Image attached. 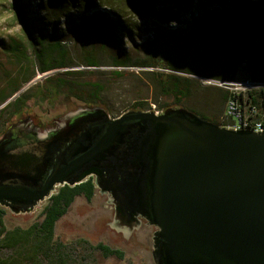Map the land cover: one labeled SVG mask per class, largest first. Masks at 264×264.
<instances>
[{
	"label": "water",
	"instance_id": "95a60500",
	"mask_svg": "<svg viewBox=\"0 0 264 264\" xmlns=\"http://www.w3.org/2000/svg\"><path fill=\"white\" fill-rule=\"evenodd\" d=\"M65 104L47 123L21 110L0 134L6 215L29 222L63 186L92 179L93 204L77 196L56 227L79 219L93 242L152 264H264V129L227 127L185 105L112 116L103 102L67 95Z\"/></svg>",
	"mask_w": 264,
	"mask_h": 264
},
{
	"label": "rangeland",
	"instance_id": "374dc122",
	"mask_svg": "<svg viewBox=\"0 0 264 264\" xmlns=\"http://www.w3.org/2000/svg\"><path fill=\"white\" fill-rule=\"evenodd\" d=\"M16 1L0 0V101L14 87L21 85L7 103L13 102L23 92L29 91L28 88L36 83H39L40 87H46L44 82L47 79L46 76L40 75L36 67L33 78L28 82L20 83V75L31 73L33 68L28 62L20 64L19 53L14 52L12 48H20L30 60H34V57L33 49L29 46V36L18 18ZM158 1L160 8L155 7L157 10L162 11L161 7L166 4L173 7V11L161 12L160 17L165 23L174 24L176 27L180 21L172 17L186 16L189 10L195 11L194 15L197 17L186 20L188 25L191 23L187 27L186 22H181L179 25H185V27L160 32L158 40L152 42L150 36L153 32H148L146 29L148 25L140 19L139 13L134 11L127 0H118L114 2L113 7H109L110 11L116 14L118 12L123 17L126 27L123 32L114 27L103 26L86 31L84 20L78 17L79 11L73 10L78 16L74 14L73 19H70L71 15L69 17L62 15L63 11L59 7L61 3L58 0L55 1L56 3L53 1L45 3L48 12L40 11L38 2L30 0V11L27 14L37 41L41 42L45 36H50L47 37V42L55 44L56 41H60L66 46L64 49L66 59L63 60L67 63L64 67L46 71L51 72L47 76L99 83L103 103L109 108L112 116H118L134 108L137 102H148L151 109L153 105H156V109H163L160 105L165 107L174 105L175 90L163 87L159 81V75L154 72L162 73L163 84H166L175 73L182 78L187 77L192 80L189 86L191 92L184 99L183 105L199 114L207 115L208 117L205 118L209 120L214 116L222 120L225 104L221 109V90L214 86L203 85L195 79V76L228 78L234 72L236 76L241 62L247 58L250 74L256 78H264V17L255 18L252 11L243 6L232 15L230 13L226 15L225 11L226 17H223L219 13L201 15L200 0H192L191 3L188 0ZM142 9L146 10L143 7ZM107 22L106 20L105 23ZM49 43L47 46L51 45ZM45 45L46 43H43L44 47ZM35 54L37 57L39 53ZM51 55L47 57L44 55L42 61L52 64L59 61L58 57ZM140 60L154 63L150 66L113 65ZM89 63L95 65L89 66ZM16 78H18L17 81H15ZM66 96L62 94L58 98L41 99L40 105L44 109L56 107L65 102ZM22 100L33 108L38 99L35 91H32ZM7 103L0 102V109ZM15 112L16 109L11 105L0 111V132L16 118ZM76 204H78L79 212H83L81 209L89 205L85 201ZM90 204H93L92 200ZM5 216V223L10 228L26 227L42 219L41 214H37L29 222L19 224L9 214ZM68 221L61 220L55 228V240L67 243L73 252V258L68 264H152L147 254L136 250L124 251L125 256L121 261L112 263L104 260L92 248V245L97 243L81 233V231H87L85 224L83 223V227L75 221L71 225ZM81 240H86L89 244ZM102 242L108 244L105 238ZM30 246L25 248L24 255L32 257L33 253L28 251ZM51 259L40 254L38 257L34 255L31 263L27 262L28 259L23 263L57 264Z\"/></svg>",
	"mask_w": 264,
	"mask_h": 264
},
{
	"label": "trees",
	"instance_id": "16d2710c",
	"mask_svg": "<svg viewBox=\"0 0 264 264\" xmlns=\"http://www.w3.org/2000/svg\"><path fill=\"white\" fill-rule=\"evenodd\" d=\"M32 1L38 2L37 6H39L40 11L42 12H48V7L45 6V3L52 1L54 3L57 2V0ZM58 1L61 3L59 7L60 10L63 11L61 12L62 15L67 17L71 15L69 17L70 19H73L72 16L76 13L75 11H79V16L76 14L75 16L81 17L84 20V29L86 31L90 28H101L102 26L105 28L114 27L118 30H121L122 32L126 29L123 22V17L119 15L118 12L116 14L110 11L111 8H109L113 7L114 2L116 3L118 2V0ZM188 1L190 3L192 2V0ZM127 2L134 9V11L139 13L140 19H142L143 22L148 25V27L146 28L148 29V32H153L152 36H150L152 42L158 40L160 32L167 30L170 31L181 26L185 27V25L180 26L179 24H181V22H186V20H190L192 17H197L196 15H194L195 11L193 12V10H189L186 16H174L172 17V19L180 21V23L175 27L174 24L165 23L164 19L160 17L162 11H173L172 5H164L163 7H161V11L155 8H160V6H158V0H127ZM199 4L201 7V15H206L209 13H219L221 16L226 17V15H228L229 13L232 15L243 6L245 9H249L250 11H252V14L255 16V18L264 17V0H200ZM30 5V0H17L15 3L18 18L24 25L25 30L29 36V46L33 49L34 57V60H30L27 55H24V52H22L20 48H12L14 52L17 51V53H19L18 60L20 64H27L28 62V64H30V67L33 68V71L31 73H27L24 80L20 81V83L28 82L29 80H31L33 78L36 67L40 73H45L46 71L64 67V64L67 63L64 61L66 59L64 57V49H66V46H64L63 43H61L60 41H56L55 44L47 42V37L49 38L50 36H45L41 42L37 41L35 35L33 34V27L31 24H29V21L31 20L28 19L27 14L28 11H30ZM142 7L146 10H143ZM225 11L227 14L225 13ZM106 20L108 21L107 23H105ZM189 25L186 22V27ZM43 43H46L45 47L43 46ZM47 43L51 45L47 46ZM36 52L39 53L37 57H35ZM51 54L58 57L59 61H56L53 64L45 63L44 61H42L44 55L47 57L52 56ZM245 61L246 64H244ZM153 63V61L140 60L135 62H123V64L113 65L150 66L153 65ZM88 65L94 66L95 64L89 63ZM240 65L241 66H239V68L237 69V74L242 69L250 72L249 60L247 58L244 59ZM154 73H156V75H159V81L161 82V85H163V87L175 90V104L177 106L183 105L185 102L184 99H186L191 92L189 86L192 80L187 77L182 78L181 76L173 73L171 79L168 80L166 84H163L161 77L162 73ZM234 77L235 72L225 79H233ZM17 79L18 78H16L15 81H17ZM44 83L46 87L40 89L37 92L38 95L44 100L58 98L62 94L70 93L71 95L74 94L82 104L89 102H104L100 84L97 82L79 81L77 79H71L67 77L50 76ZM20 86L17 85L16 87H14L8 95L3 96L0 102L2 104L7 102L11 95L19 90ZM219 89L221 90V109L225 104V110L222 116L224 117L226 111V102L229 98V91L222 88ZM17 99L19 100L20 97H18ZM133 107L142 108L145 110L151 109L148 102H137ZM164 107L165 105H160V108ZM215 122L226 126L229 123V120L225 118L224 120L218 119ZM94 191L95 185L92 179L78 184L74 187L69 185L63 186L57 194L51 197L49 203L45 206L44 210L41 213L42 220L34 222L29 228L26 229L22 227L8 229L5 224L6 211L0 209V264H24L23 261H27L26 259H28V263H31V261H33V256L35 255V257H38L40 254L48 257V259L49 257L52 258L51 260L55 261L57 264H68L69 260H72L73 258V252L63 242L55 241L56 222L68 212L70 206L77 196L84 195L88 200H91L93 198ZM28 245H31L28 251L29 253H33L32 257L31 255H24L25 248ZM96 248L103 250L106 255L114 253L115 255H118L120 257L124 256V251L115 249L103 243H99Z\"/></svg>",
	"mask_w": 264,
	"mask_h": 264
},
{
	"label": "built area",
	"instance_id": "2783aa9c",
	"mask_svg": "<svg viewBox=\"0 0 264 264\" xmlns=\"http://www.w3.org/2000/svg\"><path fill=\"white\" fill-rule=\"evenodd\" d=\"M49 73L40 75L47 77ZM195 79L205 86L229 91L225 116L222 117V120H229L227 127L256 131L264 129V79L253 77L243 69L233 79L210 76H195ZM152 109H156V105Z\"/></svg>",
	"mask_w": 264,
	"mask_h": 264
},
{
	"label": "flooded vegetation",
	"instance_id": "af4514ba",
	"mask_svg": "<svg viewBox=\"0 0 264 264\" xmlns=\"http://www.w3.org/2000/svg\"><path fill=\"white\" fill-rule=\"evenodd\" d=\"M49 74H50V73H49ZM25 76H26V74H21V75H20V79H21V81L24 80ZM48 77H50V76L48 75L47 78H48ZM35 85H36V87H35ZM35 85L29 87V88H28L29 91H25V92H23V94L19 96V97H20L19 100H18V99H15L13 102L10 101V102L7 103L4 107H2V108L0 109V111H1L2 109H5L6 107H8V105H9V106L11 105L14 109H16V112H15V116H16V115L18 114V112L21 111V110L27 111V110H29V109H32V110H34V111L36 112V114L40 117V119H41L44 123H47V122H49L50 120H52L53 118H55L56 116L60 115L61 113H63V112L66 110V104H65L64 101H63V103H62L61 105H57L56 107H48V108L44 109V108L40 105V101H41L42 98H41V97L38 95V93H37L40 89H42V88H44V87H43V86H42V87L38 86L39 83H36ZM32 91H35V94H36V97H37L38 100L36 101V103L34 104V106H32L33 108H30L29 105H28L25 101H23L22 99L25 98V97H27L28 94L31 93ZM63 95H70V96H72V100H73V101L82 104V103L79 101V99H78L74 94L71 95L70 93H67V94H63ZM47 100H49V99H47ZM201 115L204 116V117H208L207 115H205V114H203V113H202ZM212 120H213V121H217L218 118H217L216 116H214V118H213ZM6 126H7V125H6ZM4 129H5V128H4ZM4 129L0 132V134L4 131ZM82 196H84V195H82ZM91 200H92V199H91ZM40 220H42V219H40ZM40 220H37V221H40ZM5 224H6V223H5ZM6 226H7V225H6ZM17 227H20V226H17ZM17 227H15V228H17ZM13 229H14V228H13ZM55 241H57V240H55ZM83 241H84V243L89 244V242H87L86 240H81V242H83ZM59 242H60V241H59ZM61 242H63V241H61ZM63 243H64L67 247H69V245H68L67 243H65V242H63ZM100 243L106 244V243H104V242H100ZM98 244H99V243H98ZM98 244H97V245H98ZM97 245H92V248L95 249L96 252L99 254V256H100L101 258H103L104 260L114 263L115 261H121V260L124 259L125 253H124V256H123V257H120V256H118V255H115L114 253H111V254H109V255H106L105 252H104L103 250L96 248ZM106 245H108V244H106ZM94 246H95V247H94ZM69 248H70V247H69Z\"/></svg>",
	"mask_w": 264,
	"mask_h": 264
}]
</instances>
